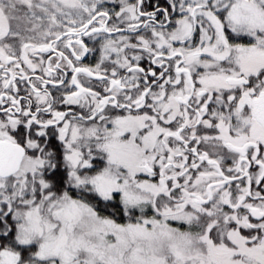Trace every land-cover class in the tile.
Instances as JSON below:
<instances>
[{
    "label": "snow or ice",
    "instance_id": "1",
    "mask_svg": "<svg viewBox=\"0 0 264 264\" xmlns=\"http://www.w3.org/2000/svg\"><path fill=\"white\" fill-rule=\"evenodd\" d=\"M0 264H264V0H0Z\"/></svg>",
    "mask_w": 264,
    "mask_h": 264
},
{
    "label": "flooded vegetation",
    "instance_id": "2",
    "mask_svg": "<svg viewBox=\"0 0 264 264\" xmlns=\"http://www.w3.org/2000/svg\"><path fill=\"white\" fill-rule=\"evenodd\" d=\"M105 3L107 6L109 7H113L115 6L116 3H118V0H105ZM98 56V53H92V54H89V59L87 61H85L86 63L87 62H95V58ZM145 63H147V58H145Z\"/></svg>",
    "mask_w": 264,
    "mask_h": 264
}]
</instances>
